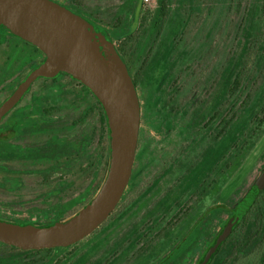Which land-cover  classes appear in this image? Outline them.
<instances>
[{
	"label": "trees",
	"instance_id": "obj_1",
	"mask_svg": "<svg viewBox=\"0 0 264 264\" xmlns=\"http://www.w3.org/2000/svg\"><path fill=\"white\" fill-rule=\"evenodd\" d=\"M55 1L85 17L97 31L102 32L113 42L123 40V44H115L128 65L140 101L139 86L146 89V101L145 103L141 102L143 128H140L139 146L131 178H135L137 175L139 159L146 158L152 168L155 163H160L167 156L166 151H162L158 155L159 150L153 148L150 133L152 130L160 131L167 121L171 120V132L166 134L165 144L180 146L181 150L164 171L157 175L159 176L158 186L163 185L164 198H161L158 204L151 209V215H157L154 218L159 219L166 214L167 218L175 219L180 212L185 213L187 205L190 206L196 199L200 202L210 203H208L204 218H198L196 225L192 227L190 247H183L181 251L176 250L174 258H166L161 263L156 262L157 258L152 253L155 240V237L151 235L153 234L152 223H149L148 228L151 230L146 238L141 236L138 224L134 222L137 226L129 236L128 244H126L125 237L122 236L115 240L112 246H108L111 241L110 235L119 232L118 229L122 226L125 213L136 207L138 202L133 197L127 210L123 211L124 206L121 199L116 209L97 230L73 245L23 250L0 242V264H123L128 262L134 251H137L135 259H142L149 264H185L188 259L193 264L195 262L194 253L200 249L203 250L200 260H202L201 262L205 261L204 264H240L239 261L242 258L246 260L258 252H262V254L260 253L258 262L254 264H264V190L255 199L245 197L250 187L244 193L240 192L241 194L237 198L231 195L234 192L235 196L239 192L236 186L249 168L248 162L253 150L258 148L261 157L263 156L264 42L259 45L252 67V76L254 79L255 77L258 79L255 81L257 83L255 89L247 90L240 78L241 70L245 67L246 56L260 33L259 16L264 5L259 3L260 0H255V3L246 11L244 23L236 41L237 50L226 60L219 80L217 77L213 79L216 87L211 90V94L206 97L208 90L204 88L186 103L179 105L178 98L181 92L176 86L172 87V84L178 80L184 67H187L196 56V49L192 50L190 44L183 43L184 33L194 12L193 5L186 8L183 6L184 3L179 4L177 9L172 12L168 22L171 24L169 33L160 36L168 15L165 0H160V6L150 18L145 16L140 22L138 21V11L141 0H121L115 8L114 14L109 16H104L102 7L96 6L84 10L81 0ZM188 1L194 2L195 0ZM77 6L80 7L81 12L78 11ZM82 12L87 16H84ZM138 22L141 23V32L135 30ZM160 37L163 38L160 39ZM10 38L17 39L29 47L27 53L19 57L21 49L16 46L14 48L16 56L10 54L9 58L0 66V88L6 89L12 86L11 90L13 91L33 69L45 60L46 55L37 46L13 35L6 29H0V46L9 42ZM158 41L159 44L156 46ZM130 43L132 44L129 45ZM205 45L202 43L199 46V53L203 51ZM126 46L130 47L131 63L135 68V74H133L131 63L126 58ZM16 60H19L17 65ZM26 68L28 70L25 74L22 73V78L13 82L14 76L19 75ZM217 72L219 73V71ZM80 84L96 102V109L100 111L99 119L103 138L107 144L106 155L102 154L101 157H97L98 166L93 171L90 184L68 201L49 204L44 209L30 206L28 209L29 218L18 216V212L12 207L6 208L8 203L0 202V219L19 223L52 224L76 213L91 201L99 189L109 163L110 130L101 102L87 86ZM172 95L174 97H171ZM36 106L43 105L38 102ZM8 122L6 115L0 124V145L6 143L12 136ZM56 145V143L52 145V151L57 150L58 146ZM80 148L81 146L74 150ZM13 156L14 153L10 149L0 151L1 172H12L1 162L10 160ZM37 156L39 157V155ZM51 157L52 155L49 153L48 159ZM104 158L106 167L103 177L99 179V165L102 164ZM263 167L264 164L261 169ZM2 184L6 186V183ZM137 184L138 182L134 183V186ZM13 187H16L15 184ZM220 187H222V191ZM42 211L44 213H40ZM35 215L39 216L33 219ZM41 217H45V221L37 220ZM134 217L136 216L134 215ZM231 219L235 220L233 230L218 243L210 257L205 260L210 248L216 242L219 229L224 228ZM204 227L206 229L205 236H203ZM195 232L197 235L194 236ZM170 235L168 231L165 232L164 237H161L162 242L169 241ZM141 240L146 245L149 244L150 251L143 252L147 250L148 246L138 247ZM97 250H104L105 253L90 263L91 256ZM188 251L190 252L188 253ZM189 254L191 258L187 259ZM244 264L252 263L244 262Z\"/></svg>",
	"mask_w": 264,
	"mask_h": 264
},
{
	"label": "rangeland",
	"instance_id": "obj_2",
	"mask_svg": "<svg viewBox=\"0 0 264 264\" xmlns=\"http://www.w3.org/2000/svg\"><path fill=\"white\" fill-rule=\"evenodd\" d=\"M82 8L84 10L91 9L93 7H102L105 13L104 16H109L114 14L115 8L121 0H81ZM166 8L168 9V15L165 18V23L161 30V35H166L170 31L171 24H169L170 17L172 12L177 9L179 4L184 3V7L193 5L194 12L191 17L190 23L186 28L184 33L183 43L190 44L192 50L196 49V56L192 62H189L187 67H184V70L179 74L178 80L172 84V87L176 86L180 90V96L178 98L179 105L186 103L190 98L199 91L206 88L208 97L211 94V90L215 89L216 83L213 79L217 77L219 80L220 73L223 69V65L226 60L235 52L236 41L238 39V34L241 30V27L244 23V17L248 8L255 3V0H195L190 2L188 0L182 2L181 0H165ZM260 4L264 5V0L259 1ZM160 6V0H150L148 3L144 0L140 2V8L138 11V21H142L143 17L147 16L150 18ZM78 11L81 12L80 7ZM84 16H87L82 12ZM260 21V33L256 42L252 44L247 56L245 67L241 70V82L244 87H247V90L255 89L258 79L252 76V67L254 65V59L259 50V45L264 42V9L259 16ZM136 24L135 30L137 32L142 31L141 23ZM163 37H160V39ZM10 41L5 45L0 46V66L2 63L9 58L10 54L16 56L15 47L21 49L19 57L27 53L29 47L24 43L17 41V39L10 38ZM123 40L116 41V44H123ZM205 43V48L199 53V46ZM130 43L129 45H131ZM159 44V41L156 42V46ZM126 58L131 63V53L130 47L126 46ZM19 60H16V65ZM132 66V63H131ZM1 69V68H0ZM13 70V69H12ZM28 68L20 72L19 75L14 76L13 82H17L22 78L23 74L27 72ZM133 74L136 73L135 68L132 66ZM219 71V73L217 72ZM23 73V74H22ZM18 77V78H17ZM58 79L65 86V91L61 94L60 101L55 104V109L50 111L51 116L58 115L60 119L54 124H48L46 126H41L30 132L27 136H22L21 138H27L26 143L31 145L42 144L46 141H53L54 137L64 138L69 141H76L79 143L81 148L79 150H72L67 146L60 148L54 151L51 145V142L44 144L43 147L37 151L38 155L42 153H50L52 155L51 159L48 157L45 160H39L38 158H33L32 155L28 156L25 153H21L26 156V159L19 158L17 160H5L1 164L8 167L9 169H15L19 171V174H14L13 172H1L0 171V202L8 203L6 208L12 207L13 210H20L21 214L18 216L26 217L28 216V209L32 205H44L41 201L34 198L37 194L45 189H49L53 186H58L62 184L63 186L66 183H71L70 188L65 190L62 194L56 195L52 198H49L46 202L49 204L51 201H56L58 198L68 199L72 196L78 195L82 190H84L91 182L93 178V171L97 168V157L102 154L106 155L107 144L106 140L103 138L102 125L100 122V111L96 109L97 105L91 94L84 92L80 85L69 79L67 76H58ZM46 81L44 79H38L30 93H28L21 103L20 106H26L33 104L36 93L39 89L43 90V86ZM47 89L46 86H44ZM12 86L6 89L0 88V103L12 92ZM141 93V102L145 103L146 101V89L139 86ZM51 91L48 95H53ZM57 93V92H56ZM35 96V97H34ZM171 97H174L173 95ZM209 99V98H208ZM173 101V98H171ZM211 103V102H210ZM97 110V111H96ZM33 116L30 119L21 120L23 122H29L35 120ZM39 119L46 121L45 115L39 114ZM35 125L34 123L27 124V126ZM36 126V125H35ZM143 127H141L142 129ZM172 123L171 120L161 128L160 131L152 130L150 137L153 141V148L159 150V154L162 151H166L168 154L163 158L160 163H155L152 168L151 164L149 168H146L148 171L145 174L143 185H147L152 180V175L156 172V175L164 171V169L172 162L173 158L178 155V151L181 150L180 146L173 144H165V136L167 133L171 132ZM21 132V131H19ZM23 132V131H22ZM54 136V137H53ZM187 143V142H186ZM185 143V144H186ZM51 146H50V145ZM10 144L8 142L0 145V151L9 149ZM49 150V151H48ZM36 153V155H37ZM263 156L261 157L259 149H255L252 152V155L249 158V168L236 188L239 189V192L234 196L235 198L242 192L244 193L248 187L254 182L256 177L261 172V167L264 164V149ZM32 157V158H31ZM106 157V156H105ZM56 163V164H55ZM54 164V165H52ZM105 158L102 164L99 165L98 178L103 177V172L105 170ZM39 170H43L42 172ZM46 171V174L44 172ZM19 176L23 179L22 187H13L14 176ZM143 180V179H142ZM60 182V183H59ZM2 183H6L4 186ZM139 185V184H138ZM170 185V184H169ZM233 189L234 191L236 190ZM137 187L133 189L131 196L134 197L137 191ZM241 192V193H240ZM131 198V197H130ZM194 202L188 207L187 211L191 212L194 209ZM210 203V202H208ZM41 208V207H40ZM40 213H44L43 211ZM39 215H42L40 214ZM36 215V216H39ZM184 214H182V218ZM137 218L135 217L136 221ZM118 233H114L110 238V243L108 246H112L115 240L122 237L124 233L123 226L118 229ZM123 231V232H122ZM153 235V234H151ZM155 237L154 239H156ZM155 242V240H154ZM153 242V243H154ZM148 244V243H147ZM149 245V244H148ZM150 246L147 250L143 251L144 253L150 251ZM105 252L104 250H97L91 256L90 263L94 262L96 259L101 257ZM260 253L251 255L248 259L243 258L239 261L240 264L244 261L245 263L258 262V257ZM137 251H134L128 262L123 264H149L145 263L144 260L135 259ZM138 258V257H137ZM243 262V264H244ZM103 264V263H102Z\"/></svg>",
	"mask_w": 264,
	"mask_h": 264
},
{
	"label": "water",
	"instance_id": "obj_3",
	"mask_svg": "<svg viewBox=\"0 0 264 264\" xmlns=\"http://www.w3.org/2000/svg\"><path fill=\"white\" fill-rule=\"evenodd\" d=\"M0 29L37 46L46 55L0 104V122L34 81L60 73L87 86L107 116L109 163L104 180L90 202L76 213L48 225L0 219L2 243L23 250L67 247L97 230L116 209L129 185L141 127L140 97L115 42L97 31L85 17L55 0H0ZM263 190L264 167L245 197L255 199ZM234 226L235 220L231 219L220 230L205 260Z\"/></svg>",
	"mask_w": 264,
	"mask_h": 264
},
{
	"label": "flooded vegetation",
	"instance_id": "obj_4",
	"mask_svg": "<svg viewBox=\"0 0 264 264\" xmlns=\"http://www.w3.org/2000/svg\"><path fill=\"white\" fill-rule=\"evenodd\" d=\"M60 74L62 76H67L69 79L77 82L82 88V90L84 92H87L86 89L80 84L81 83L80 81L74 79L72 76L68 74H65V73H60ZM59 75L53 78L44 79L46 81L44 86H46L48 90H46L44 86L42 87L43 90L39 89L38 92L36 93V97L34 96L35 99H33L34 100L33 104L31 103L23 107L20 106L23 100L25 99L26 95L31 92L32 87L34 86V83L37 80L34 81L32 85L30 86L29 90L24 94L21 100L17 103V105L12 110H10L9 113L7 114L8 121H9L8 125H9V128L11 129L10 135L12 136L6 142L10 144L9 149L14 153L12 160H17L19 158L26 159L25 155H28V156L32 155L33 158H37L38 157L37 151L41 152L42 150H39V149H41L43 145L47 144L48 142H51V145H54V143H56L57 144L56 146H58V149L66 147V144L72 150L79 147V143H76V141H69L64 138L62 139L54 138L53 141H46L42 144H35V145L26 143L27 141H30V140H27V138H21L22 136L29 135L30 132H32L33 130L37 128H40L41 126H46L48 124L49 125L54 124L56 121H58V119H60L58 115L51 116L50 112L48 113V111H53L56 108L55 104H57L60 101L62 97L61 94H63V92L65 91L64 84L61 83L60 80L58 79ZM17 86L15 87V89L17 88ZM51 91H56L57 93L53 92V95L49 96L48 93ZM38 102H41L43 106H36ZM141 108L143 111L142 105H141ZM39 114L45 115L46 117L45 122L39 119ZM33 116H36L34 117L35 120L21 123L22 119L23 120H26V118L30 119ZM2 121L0 122V124L2 123ZM30 123H34L36 126L35 125L27 126V124H30ZM142 126H143V117H141V127ZM138 146H139V142H138ZM141 147L142 145L140 146V149ZM50 151H52V149ZM22 152L23 153L26 152V154L22 155L21 154ZM48 155H49L48 152L42 153L39 155L40 156L39 158L40 160H45L46 158L44 157H48ZM149 164L150 162H148L146 158L139 159V170L136 172L137 175L135 178L130 179L129 185L122 196V204L124 206L123 211H125L128 209V207L132 203L133 197L131 196V193L133 192V189L137 187L138 190L136 191V195L134 196V198H136L138 203L136 207L132 209V211L128 210L122 219V226L124 229L123 237H125L126 244H128V241H130V239L128 238L134 231L135 226H137V224H138L137 227L139 228L138 229L139 233L141 234L143 238H146L150 233L149 230L152 229L153 231L152 236L157 237L154 242V250H152V253L157 258L156 262L161 263V262H164L166 258H169V257L174 258L176 256V250L181 251L183 247L184 248L190 247L192 227H194L193 225H196L198 218L200 217L204 218L206 210L208 208V203L200 202L196 199L194 202V205H195L193 208L194 210L191 212H188L186 210V208L188 209L189 207V204H188L187 207L185 208V213L180 212L179 215L175 219L167 218L166 214H164L162 218H159V219L154 218L157 215H151V209H153L158 204L161 198H164L163 197L164 190H163V185L158 186L157 181H158L159 176L156 175V172L154 173V175H152L151 182H149L147 185L142 184L144 182L145 174L148 172L146 171V168L147 166H149ZM11 170L14 174H19V171L15 169H11ZM39 171L42 172L43 170H39ZM44 174H46V171L44 172ZM14 178H15L14 179L15 186L17 188L22 187V184L24 182L23 179H21L18 175L14 176ZM136 182H138L139 185L137 184V186H134V183ZM70 184L71 183H66V185L64 186L62 184H59L58 186L56 185L49 189L46 188L45 191L40 192L34 197V198H37L36 200L41 201V203H43L44 205H40L41 208L38 207L39 205H32V206L35 207L36 209H44L45 206H48L49 204H56V203H60L63 201H68L71 198L76 197L77 195L72 196L68 198L67 200L58 198L56 201H51L49 204H47L46 202L49 198L62 194L65 190H68L70 188ZM220 190L222 191V187H220ZM219 203H221V201H219ZM27 209H29V207H27ZM15 211L18 212L17 215L21 214L20 210H15ZM182 214H184V217H183L184 220H182L183 219ZM134 215L137 218L136 221H134L135 220ZM29 216L30 215L26 217H22V218H29ZM35 218H38V217L35 215L33 219ZM45 219H46L45 217H41L37 220L43 222L45 221ZM134 222H137V224H135ZM149 223H152L151 229L148 228ZM221 229L222 227L219 230ZM194 230L196 229L194 228ZM204 230H203V233H204L203 236H205L206 234L205 227H204ZM167 231L171 234L170 240L167 242L166 241L162 242L161 237H164L165 232ZM193 234L194 236L197 235L196 232ZM144 246H148V245H146L144 241L141 240L138 247L141 248ZM189 252L190 251H188V253ZM202 252L203 250L200 249L194 253L195 262L193 264H200V262L202 261L200 260V258L202 257ZM188 258H191L190 254L189 256H187V259ZM185 264H192L191 260L188 259L185 262Z\"/></svg>",
	"mask_w": 264,
	"mask_h": 264
},
{
	"label": "built area",
	"instance_id": "obj_5",
	"mask_svg": "<svg viewBox=\"0 0 264 264\" xmlns=\"http://www.w3.org/2000/svg\"><path fill=\"white\" fill-rule=\"evenodd\" d=\"M144 1L148 3L150 0H144Z\"/></svg>",
	"mask_w": 264,
	"mask_h": 264
}]
</instances>
